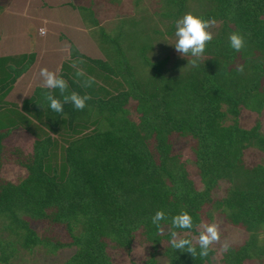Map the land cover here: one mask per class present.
<instances>
[{
	"label": "trees",
	"instance_id": "obj_1",
	"mask_svg": "<svg viewBox=\"0 0 264 264\" xmlns=\"http://www.w3.org/2000/svg\"><path fill=\"white\" fill-rule=\"evenodd\" d=\"M157 3L160 15L171 20L169 35L188 12L217 21V34L198 66L188 64L191 57L166 70V60L151 62L144 54L142 63L151 74L147 78L133 69L119 37H109L111 52L104 62L74 49L73 61H84L78 67L105 83L98 93V80L82 87L71 79L77 80L76 69L71 76L62 74L72 91L91 96L83 110L65 104L62 113L52 111L45 88L21 108L8 102L35 56L28 65L12 57L0 59V69L4 66V77H9L3 82L0 72V115H16L9 120H18L16 129L29 123L21 130L33 140L28 161L19 162L27 176L19 183L0 179V264H14L20 252L54 256L62 249L73 251L63 264H215L213 247L201 258L170 245L171 217L181 211L192 216L193 228L176 231L189 239L199 235L201 224L219 219L249 233L245 243L221 251L218 264L264 260V135L261 124L246 130L238 121L241 110L257 116L264 110V0ZM86 9L89 18L82 17L81 23L98 27L96 14ZM233 32L245 39L240 52L229 46ZM240 65L243 73L237 71ZM37 110L43 121L32 116ZM16 129H0V161L3 141ZM51 132L60 134L61 141ZM178 140L188 143L180 146ZM185 146L192 151L193 174L179 155ZM250 148L259 152L252 167L243 162ZM222 183L227 189L218 197ZM158 210L168 218L161 221L163 233L151 222ZM135 244L142 254L133 260Z\"/></svg>",
	"mask_w": 264,
	"mask_h": 264
},
{
	"label": "rangeland",
	"instance_id": "obj_2",
	"mask_svg": "<svg viewBox=\"0 0 264 264\" xmlns=\"http://www.w3.org/2000/svg\"><path fill=\"white\" fill-rule=\"evenodd\" d=\"M61 3L64 5H61ZM0 5V59L12 57L20 62L23 60L28 65L32 59L31 56H35L31 66L23 73L22 78L25 81L18 82L6 99L8 102L18 104V106L22 105L25 99L29 100L32 96H35L37 89L43 88L41 87L42 79L39 76V70L43 68L46 60L49 59V65L46 64L50 71H56L60 76L62 74L71 76V70H75L71 66L74 62L72 54L76 53L74 49L89 60H102L104 62L111 52L109 51V37H119L117 38L119 44L125 49L127 58L135 66L133 69L147 78H151V74L147 72L146 66L142 63L141 56L144 54L151 57V62L166 60V70L173 68L176 61L180 59L191 58L190 55L184 57L176 51L174 47L175 31L173 35L167 33L170 29L171 20L160 15L163 10L157 0H0ZM84 8L96 14L94 17L99 23L98 27L93 28L87 23H81L82 17L89 18ZM194 9L197 14V7H194ZM85 22L87 21L85 20ZM173 27L175 28V23ZM217 27L210 29L213 37L217 34ZM41 28L46 30L43 35L40 32ZM8 38L18 39L15 43L12 41L5 42ZM41 39H46L44 44ZM12 43L16 45L24 43L26 51L23 47L15 49L11 45ZM35 44H38L37 49L41 47V50L47 51L45 60H42L43 53L34 48ZM144 46H149L151 49L142 50ZM110 59L113 60V56ZM18 64L20 65L19 62ZM64 64L66 66H63ZM4 69L5 67L1 66L0 72L2 81L6 82L9 77H4V74H7ZM94 78L98 80L96 91L99 93L100 87L105 83L103 84V80ZM71 79L82 85L84 78L75 80L71 76ZM67 83L68 91L65 95L72 92L68 81ZM55 93H58L57 97L59 99H63L58 89ZM39 114L40 112L37 110L32 116L36 120L43 121ZM16 117V115L10 114L0 115V129L10 127L16 129L15 125L18 126V120L16 122L15 120L9 121ZM238 118L240 126L246 130L253 129L258 123L261 124L260 132L264 135V110L258 116L249 111L241 110ZM36 122L43 125L42 122ZM28 124L22 122L20 126L24 128ZM66 126L64 124L62 127L66 128ZM21 128L12 131L11 136L3 141L5 149L0 161V179L12 183H19L27 176L25 168L21 167L19 162L26 163L32 150V143L30 142L33 140L27 133L28 131L21 130ZM50 135L55 139L58 138L59 142L61 141L60 134L58 136L51 132ZM187 143L186 140H178L180 146ZM63 145L61 143L59 147L61 148ZM20 147V153H15L14 150ZM191 152V149L185 146L179 155L182 158L181 160L187 164L188 170L193 174L196 167L191 164L193 162ZM258 153L254 149H248L243 155V162L252 167L253 164L259 162ZM18 155H21V158ZM226 189V184L222 183L217 196L223 197ZM220 220H217L215 224L219 226L220 233L223 234V236L221 235L222 243L226 240L230 246L241 245L248 240L249 233L232 228L223 223V220ZM57 231L61 234V239L67 241L68 237L65 232L61 228H58ZM212 247L217 251V262L215 264H218V261L220 262L222 259L221 250L217 244L212 245ZM21 254L22 252H20V256L17 255L14 264H63L73 257V251L69 249H62L54 256H48L43 251L38 250L34 256H23ZM140 254H142V248L140 245L135 244L134 253L132 252L133 260L139 258ZM257 264H264V260Z\"/></svg>",
	"mask_w": 264,
	"mask_h": 264
},
{
	"label": "clouds",
	"instance_id": "obj_3",
	"mask_svg": "<svg viewBox=\"0 0 264 264\" xmlns=\"http://www.w3.org/2000/svg\"><path fill=\"white\" fill-rule=\"evenodd\" d=\"M217 26L215 18L203 19L191 12L184 14L181 18L175 22V43L174 47L178 53L184 57L189 55L193 59L188 60V64L193 67L198 66L199 59L205 52L206 45L213 40V33L210 29ZM45 29L41 28V34H45ZM229 46L236 52H240L245 46L244 37L238 33L233 32L228 37ZM79 64H83L84 61H74L72 67L76 69L75 75L78 78H84L82 87H91L95 83V78L87 76L82 68L78 67ZM187 64V65H188ZM237 71L243 73V65L238 66ZM39 76L42 79L41 87L48 89L45 93V99L49 102V107L56 113H62L64 111L65 104H71L76 110H83L86 107V102L91 99V96L85 94L81 95L75 91L65 95L68 91L67 81L56 71H50L48 68H41L39 70ZM58 89L62 100L55 97L53 90ZM168 218L163 210H158L151 217V222L158 230L163 233L164 229L161 227V221H166ZM199 235L192 237L191 239L181 236L176 229H192L193 218L186 212L181 211L171 217V224L169 228L170 245L176 250H183L181 252H187L195 257L199 255L201 258L207 257L212 245L220 243V229L215 223H203L200 226ZM199 248V252L197 251ZM230 244L225 240L220 247L222 252L228 251Z\"/></svg>",
	"mask_w": 264,
	"mask_h": 264
},
{
	"label": "crops",
	"instance_id": "obj_4",
	"mask_svg": "<svg viewBox=\"0 0 264 264\" xmlns=\"http://www.w3.org/2000/svg\"><path fill=\"white\" fill-rule=\"evenodd\" d=\"M61 5H64V4L61 3ZM67 5H68V3H67ZM18 38H20V37H18ZM18 38H15V39H13V40L10 39V38H8L5 42H11V41H12V42L15 43V41H16ZM23 38H24V36H23ZM41 40H43V39H41ZM45 40H46V39L43 40V44H44V41H45ZM14 43H12L11 45H13V47H14L15 49H21L22 47L24 48V50L26 49V45H25L26 42H25V44H24V43H23V44L20 43V44H17V45L14 44ZM37 45H38V44H35V47H34L35 49H37V47H36ZM41 46H42V45H41ZM41 49H42V48L39 47V49H37V50H39V51H41V52L43 53V54H42V60H45L44 58L46 57V53H47V51H45V50H41ZM20 51H21V50H20ZM25 51H26V50H25ZM46 63L49 65V59L45 61L43 68H45V67L47 68V64H46ZM22 76H23V74H22V75L20 76V78L16 81L15 85H16L18 82L22 81V80H23V82L25 81L24 78H22ZM15 85H14V87H15ZM14 87H13V89H14ZM11 92H12V91H11ZM10 94H11V93H10ZM8 97H9V96H8ZM8 97H7V98H8ZM25 100H26V99H25ZM25 100H24V101H25ZM24 101H23V102H24ZM22 105H23V103H22ZM16 106H18V104H16ZM18 107L21 108V105L18 106Z\"/></svg>",
	"mask_w": 264,
	"mask_h": 264
}]
</instances>
